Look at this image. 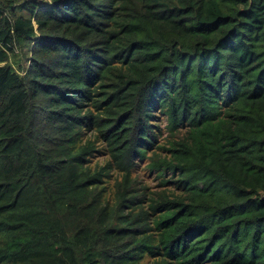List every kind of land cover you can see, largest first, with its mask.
Instances as JSON below:
<instances>
[{"label":"trees","instance_id":"1","mask_svg":"<svg viewBox=\"0 0 264 264\" xmlns=\"http://www.w3.org/2000/svg\"><path fill=\"white\" fill-rule=\"evenodd\" d=\"M0 264H264V0H0Z\"/></svg>","mask_w":264,"mask_h":264},{"label":"rangeland","instance_id":"2","mask_svg":"<svg viewBox=\"0 0 264 264\" xmlns=\"http://www.w3.org/2000/svg\"><path fill=\"white\" fill-rule=\"evenodd\" d=\"M40 3L41 7H44L47 3H49V0H38ZM139 172L141 173V182L146 184L151 191L157 192L160 191V181L157 180L156 175H150L149 173L146 174V172L142 171L141 169H139Z\"/></svg>","mask_w":264,"mask_h":264}]
</instances>
